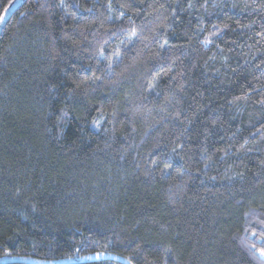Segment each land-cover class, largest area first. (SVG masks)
I'll return each mask as SVG.
<instances>
[{
    "label": "trees",
    "instance_id": "obj_1",
    "mask_svg": "<svg viewBox=\"0 0 264 264\" xmlns=\"http://www.w3.org/2000/svg\"><path fill=\"white\" fill-rule=\"evenodd\" d=\"M262 252L264 0H27L0 34V264Z\"/></svg>",
    "mask_w": 264,
    "mask_h": 264
},
{
    "label": "water",
    "instance_id": "obj_2",
    "mask_svg": "<svg viewBox=\"0 0 264 264\" xmlns=\"http://www.w3.org/2000/svg\"><path fill=\"white\" fill-rule=\"evenodd\" d=\"M27 0H12L8 6L4 9L2 14L0 15V34L3 28L6 26L10 18L13 14L26 2ZM101 260H110L116 262H123V260L119 259L118 257L111 256V255H101L100 257H84L79 262L80 263H88L92 261H101ZM22 264H75V262H67V261H60V262H41V261H34V260H23L19 261Z\"/></svg>",
    "mask_w": 264,
    "mask_h": 264
},
{
    "label": "rangeland",
    "instance_id": "obj_3",
    "mask_svg": "<svg viewBox=\"0 0 264 264\" xmlns=\"http://www.w3.org/2000/svg\"><path fill=\"white\" fill-rule=\"evenodd\" d=\"M1 261H5V259H0V262H1Z\"/></svg>",
    "mask_w": 264,
    "mask_h": 264
},
{
    "label": "snow or ice",
    "instance_id": "obj_4",
    "mask_svg": "<svg viewBox=\"0 0 264 264\" xmlns=\"http://www.w3.org/2000/svg\"><path fill=\"white\" fill-rule=\"evenodd\" d=\"M0 19H2V18H0ZM261 255H264V252H262Z\"/></svg>",
    "mask_w": 264,
    "mask_h": 264
}]
</instances>
